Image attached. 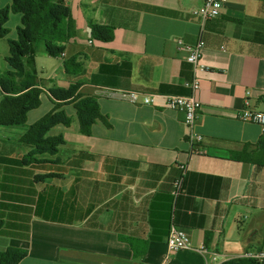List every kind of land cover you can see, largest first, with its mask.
<instances>
[{
    "label": "crops",
    "instance_id": "crops-1",
    "mask_svg": "<svg viewBox=\"0 0 264 264\" xmlns=\"http://www.w3.org/2000/svg\"><path fill=\"white\" fill-rule=\"evenodd\" d=\"M66 4L75 36L63 57L36 51L40 88L55 108L52 88L79 86L76 93L94 97L104 120L83 135L73 106H63L72 123L51 135H62L65 144L31 165L30 158L23 164L30 147L20 142L30 125L0 126V221L6 227L0 251L27 250L19 264H157L175 225L194 247L216 251V264L264 252V167L231 157L257 150L264 136L260 126L239 118L246 106L264 112V0H227L220 16L204 23L192 14L203 0ZM92 25L109 27L111 40L95 38ZM16 38L0 40L8 54L7 39ZM200 38L207 70L197 93L196 132L203 154H190L183 114L162 100L135 105L97 95L99 88L189 95L192 66L177 41L193 46ZM20 177H26L25 191L16 184ZM177 181L182 187L175 195ZM20 208L30 212L22 216ZM168 264L205 260L178 251Z\"/></svg>",
    "mask_w": 264,
    "mask_h": 264
},
{
    "label": "trees",
    "instance_id": "trees-1",
    "mask_svg": "<svg viewBox=\"0 0 264 264\" xmlns=\"http://www.w3.org/2000/svg\"><path fill=\"white\" fill-rule=\"evenodd\" d=\"M21 16L17 27V38L7 39L9 54L5 59L10 70L0 72V126L26 127L28 112L37 109L41 102L40 80L35 64L38 44H42L45 53L51 58H58L65 53L66 44L75 36V25L66 0H10L6 8L0 7V40L7 38L9 31L6 24L9 14ZM92 35L99 40H111L109 27L92 25ZM74 61H65L64 69ZM79 86L71 85L67 90L52 88L50 95L58 101L52 112L38 122L27 127L20 142L30 147V152L23 164L39 163V157L55 156L59 148L65 144L62 135H51V131L59 126H70L72 118L61 108L72 105L75 110L79 130L83 135L90 136L92 126L104 120L100 114L98 103L94 97L76 93ZM233 160L264 167V136L257 150L232 153ZM53 177L55 175H48ZM47 176V177H48ZM46 177V178H47ZM3 222L0 221V233ZM27 250L8 247L0 251V264H19L26 256ZM223 264H264L253 259L237 258Z\"/></svg>",
    "mask_w": 264,
    "mask_h": 264
},
{
    "label": "built area",
    "instance_id": "built-area-1",
    "mask_svg": "<svg viewBox=\"0 0 264 264\" xmlns=\"http://www.w3.org/2000/svg\"><path fill=\"white\" fill-rule=\"evenodd\" d=\"M227 0H203L200 8L194 9L192 14L205 21L216 19L220 16L221 10ZM178 49L185 50L187 55L185 60L192 66V79L185 83V87L189 90L187 96H170V95H153L142 94L130 90L99 88L96 90L98 96L127 102L130 104L155 105L157 101L162 100L164 105L170 109L176 110L183 114L184 126L186 129L185 139L190 146L191 155L203 154V137L196 132V123L199 112L202 108L201 103L197 99V93L201 88V73L206 71V67L202 63L204 43L200 38L193 46L185 45L182 40L177 41ZM64 54H62V57ZM248 105V104H246ZM247 107V106H246ZM244 108L239 118L243 122L258 125L264 132V112L251 111ZM182 181H177L175 184V195L181 191ZM167 252L162 262L157 264H168L170 256L174 252L188 251L195 253L204 258L205 264H216L218 260V253L210 246L199 245L194 247L190 241V237L186 232L171 225L166 240ZM208 256V257H207ZM210 259V262L208 259ZM245 259H253L259 262L264 261V252H248L243 257Z\"/></svg>",
    "mask_w": 264,
    "mask_h": 264
},
{
    "label": "rangeland",
    "instance_id": "rangeland-1",
    "mask_svg": "<svg viewBox=\"0 0 264 264\" xmlns=\"http://www.w3.org/2000/svg\"><path fill=\"white\" fill-rule=\"evenodd\" d=\"M9 5H10V0H0V7L1 8H6ZM20 21H21V16L19 14H13V13L9 14V20L6 24V27L9 31V37L10 38L16 37L17 27L20 25ZM2 43H5V42L0 41V72L6 71L8 69V66L5 62V59L8 56V51H6V49L4 51V49L2 47ZM43 50H44L43 45L38 44L37 52H42ZM40 64H41V60H40ZM53 108H54V106L51 103V101L49 100L48 96L43 93L41 95L40 107H38L37 109H35L31 112H28L27 124L33 125L34 123L38 122L40 119H42L48 113H50L53 110ZM71 111L72 110L68 109V112H71ZM58 128H55V130ZM53 133H55V132L53 131ZM51 134H52V132H51ZM21 176H23V175H21ZM24 178H26V177H20V179H17V183H16L18 185V187H20L22 189L21 191H25V188L27 187L26 180H24ZM20 209H21L20 212H21L22 216H26L30 212V210H28L27 208H20ZM5 228H3V230H5ZM11 229L12 228L10 227V230Z\"/></svg>",
    "mask_w": 264,
    "mask_h": 264
}]
</instances>
